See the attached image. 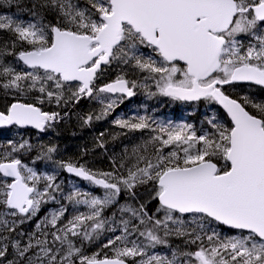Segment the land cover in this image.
Listing matches in <instances>:
<instances>
[{"label": "snow or ice", "instance_id": "obj_1", "mask_svg": "<svg viewBox=\"0 0 264 264\" xmlns=\"http://www.w3.org/2000/svg\"><path fill=\"white\" fill-rule=\"evenodd\" d=\"M27 10V21L0 15V33L8 34L0 41V93L12 97L0 127L46 132L69 113L44 105L64 110L85 98L102 105L99 120L137 90L203 100L223 115L206 117L200 134L147 115L115 120L149 136L125 148L111 171L55 160L57 148L42 146L36 160L103 189H74L62 197L68 204L57 199L55 171L38 172L13 155L31 151L30 141H9L0 157V264H264V101L226 89L264 88V0H32ZM109 70L115 76L105 79ZM81 119L88 125L93 116ZM49 202L59 207L34 231L21 230ZM69 204L88 211L69 215ZM105 232L113 235L89 254L86 244Z\"/></svg>", "mask_w": 264, "mask_h": 264}, {"label": "trees", "instance_id": "obj_2", "mask_svg": "<svg viewBox=\"0 0 264 264\" xmlns=\"http://www.w3.org/2000/svg\"><path fill=\"white\" fill-rule=\"evenodd\" d=\"M31 2L32 0H14L10 5L0 4V15H9L13 16V18L27 21L31 19L30 13L27 10L31 6ZM7 35L6 33H0V41L4 40ZM5 62L14 63V58L7 57ZM15 66L17 68L22 67V65ZM114 76L115 73L109 70L105 79H112ZM102 82L104 81H98V83ZM226 89L233 96L247 95L256 102L264 101V90L256 87L232 85L227 86ZM21 99L23 102H31L32 96H25ZM11 101L12 97H5L0 93V109H3L4 105ZM44 110L61 111L62 114L63 111H68L69 115L55 123L52 128L42 134L17 128L0 131V157H3L10 151L9 141L19 143L23 140H29L31 145H33L31 151L15 153L13 155H17L25 164L29 167H34L38 172L51 173L55 171L57 174L56 182L61 187V191L56 194L57 199L65 204H68V202L66 199H62V197H66L74 189H79L81 192H90L93 195H102L103 190L96 189L89 183L69 178L63 172V169L57 168L50 161L36 160L42 146H55L57 148V152L53 154L55 160L79 163L94 172L111 171L113 160L119 162L120 158L124 155L125 148L131 150L133 146L141 144L149 136L147 130L128 131L127 129H121L114 123L115 120L147 115L158 123L167 124L171 122L173 125H192L197 130V133L200 134L201 129H207L208 127L206 117L211 116L213 113L223 115L215 104L208 105L203 100L197 103H182L162 96L148 98L143 90H137V95L131 101L124 100L110 114L103 116L99 120L95 119V117L101 114L102 105L97 100L92 99H82L79 104L71 105L68 109L64 110L55 108V105H44ZM87 115H92L93 120L90 124L85 125L81 117ZM101 133H103V136H101ZM100 142H103V147H99ZM33 161H36V163L34 164ZM141 191L143 192V190ZM144 198H146V193L144 194ZM126 200L127 197L122 195L119 202L123 204ZM154 204L155 202L149 206L152 207ZM58 207L59 205L55 202L44 204L37 217L32 222L22 225L21 230L34 231L35 222L43 219L48 212ZM68 207L69 215L74 214V211H88L84 205L76 206L75 209L71 204ZM112 211L113 209L107 210L105 216L110 217ZM224 231L227 232L228 230L224 229ZM112 235L110 232H105L98 240L86 244L87 252L91 254L92 252L99 251ZM173 243H179V241H173ZM104 251H108V249H104ZM154 251L164 253L167 249L158 247Z\"/></svg>", "mask_w": 264, "mask_h": 264}, {"label": "water", "instance_id": "obj_3", "mask_svg": "<svg viewBox=\"0 0 264 264\" xmlns=\"http://www.w3.org/2000/svg\"><path fill=\"white\" fill-rule=\"evenodd\" d=\"M238 85H252V84H249V83H237ZM253 86H256V87H259V88H261L260 86H257V85H253ZM262 89H264V88H262ZM87 99V98H86ZM129 99H131V98H129ZM183 102V101H182ZM192 102H196V101H192ZM217 107L219 108V106L217 105ZM220 109V108H219ZM221 111H222V109H220ZM12 127H15V126H5V127H0V130H8V129H11ZM19 129H24V130H29V131H32V132H38V133H41V132H39L38 130H36V129H32V128H19ZM64 172L68 175V176H70V177H73V178H76V179H78V180H80V181H85V180H83L82 178H79V177H76L74 174H70V173H67L65 170H64ZM88 182V181H87ZM95 186V185H94ZM95 187H97V188H100V187H98V186H95ZM102 189V188H101Z\"/></svg>", "mask_w": 264, "mask_h": 264}]
</instances>
